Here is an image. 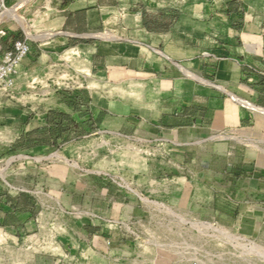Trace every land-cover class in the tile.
I'll return each mask as SVG.
<instances>
[{"label": "crops", "instance_id": "obj_1", "mask_svg": "<svg viewBox=\"0 0 264 264\" xmlns=\"http://www.w3.org/2000/svg\"><path fill=\"white\" fill-rule=\"evenodd\" d=\"M50 11L54 19L47 26L52 33L49 44L61 41L80 50L94 75L112 71L114 83L129 79L148 88L144 102L134 107L86 89L57 95L54 106L39 105L27 121L24 112L17 111L27 124L16 127L20 149H60L69 163L30 169L23 163L18 173L7 174L15 190L0 189V241L8 242L11 251L6 264H18L23 257L20 243L40 236V217L48 212L76 219L65 223L56 239L61 257L69 258V245L86 246L92 238L95 264L120 261L126 239L118 230L108 231L117 226L106 221L143 213L132 200L104 188L102 171L84 169L103 161L101 154L110 141H123L130 149H158L143 179L138 178L145 193L158 188L151 181L175 178L178 186L168 193L176 208L230 217L246 212L248 199L264 189L259 162L231 154L224 171L194 166L217 165L208 144L219 135H243L256 128V116L243 102L262 105L264 100V0H61ZM21 38L10 33L3 52ZM35 53L33 47L30 58ZM37 65L44 69L39 62L29 71ZM195 150H203L204 156H191ZM186 162L193 166L190 176L185 174ZM189 180L207 189V196L196 197L192 206L185 194ZM46 260L58 264L56 255Z\"/></svg>", "mask_w": 264, "mask_h": 264}, {"label": "rangeland", "instance_id": "obj_2", "mask_svg": "<svg viewBox=\"0 0 264 264\" xmlns=\"http://www.w3.org/2000/svg\"><path fill=\"white\" fill-rule=\"evenodd\" d=\"M60 1L8 0V10L14 13L24 25L13 18L0 24V57L7 43L6 38L10 33L23 38L24 31L29 38L30 36L36 38V40L32 39L36 53L32 58L29 57L24 61L27 65L23 70L21 69V74L16 79L12 89L7 92L0 91V175L5 177V182H7V174L18 173L17 168L23 163H25L24 167L28 169L38 165L42 167L44 165L51 166L53 163L62 162V160L69 163L61 153H58L61 159H56L52 164H48L46 161L41 164L33 160L24 159L25 157L49 158L54 153V150L47 149L30 153L20 149V145L15 143L16 127L18 123H21V126L27 124H24L23 119L17 116V111L24 112V119L27 121L29 120L27 117L30 118L34 109H38L39 105L54 106L57 95L85 91L86 89L111 100L120 99L125 106L133 104L134 107V105L141 104L145 100V90L148 86L144 83L136 85L134 81L129 79H125L121 84L114 83V80L117 82V78L112 71L102 76L94 75L89 71L88 57L82 55L80 50L73 51L74 47L70 46L66 48V45L62 44L61 41L49 44L51 40L48 39L51 38L50 35L52 33L49 32L47 26L54 19L50 10L55 8V5L59 4ZM38 47H41L42 51ZM75 52L79 53L78 56L74 54ZM41 58L42 60L40 61ZM39 62L44 69L39 70V65H37L35 66L36 70L29 71L30 68ZM248 102L264 110V100L261 101L262 105L257 104L255 101ZM249 110L256 116L257 123H254L256 128L248 133H243V135H219L211 144H208L210 148L212 147L208 152L213 153L212 156L218 161L217 165L194 167L224 171L229 167L227 159L230 160V155L233 154V157H237L242 161L259 162V167L263 169L264 174V113ZM230 137H232V140H230ZM156 153H158V149H154L150 145L149 147L137 145L130 149L128 144H124L123 141H110L104 146V151L101 154L102 157L100 159L103 161L94 168L86 167L84 169L102 171L104 173V188L108 191H113L116 197L119 198L120 196V198L130 202L131 199L124 191L118 188L116 182H124L137 190L143 191L144 187H141L143 184L138 181V178L141 179L147 173L148 160ZM192 154L195 157L202 158L204 151L195 150L191 152V156ZM29 166L31 167L29 168ZM73 166L77 168V165L74 164ZM192 171V164L186 162L185 174L190 176ZM262 180L264 183V176ZM190 181H187L189 190L186 189L185 192L187 200L189 199L188 206L193 205V200L195 201L196 197L205 198L207 196V189L203 188V185L193 186ZM7 184L9 183L7 182ZM10 184L12 185L13 183ZM6 189V191L10 190L8 187ZM156 189L160 190V188ZM156 189L154 190L157 191ZM168 189L173 190V187L170 186ZM261 192L259 197L248 199L249 205L246 212L236 213L232 217L228 214H216L214 216V214L206 212L181 214L182 218L190 222L205 224V228L202 225L199 227V232L197 229L194 231L190 229L188 232L184 230L181 238L183 243H187L184 246H192L193 241L196 243L195 249L198 250L196 258L199 260V264H264V189ZM48 213L50 214V212ZM142 213L137 216L133 214L125 217V220L107 219L109 221L106 222L110 226H117V221L127 226L130 225V227L136 226L143 234L151 235L153 231L144 222V220L146 221L144 219L145 212L142 211ZM49 214H43L44 216L40 217L41 221L44 222V228L36 233L40 234V236L28 239L24 245L20 243L19 247L22 246L20 248L23 249L22 262L24 264H48L46 259L50 255H56L58 264H95L96 250L92 247V238L89 239V243L86 246H82L80 242L75 248L69 245L66 251L68 259L64 258V255L60 256L62 254L56 250V239L58 240L63 235V231H65L63 225L65 223H74L76 219L75 217H68L67 214V216H64V213L61 212L48 216ZM136 219H141L142 223L139 224ZM51 223L57 225L50 227ZM208 223H216L218 231L213 232V230H210ZM106 229L112 233L113 230L114 232L118 230L120 237L126 239L123 244L121 243L124 246L121 248L123 252L121 253L120 261L115 264H170L160 259L157 261L151 260L149 254L155 255L156 250H151L145 244H141V248L135 246L134 237L128 234L129 230L125 226L120 225L119 228L110 227ZM77 232L78 230L73 229V233L77 235ZM157 232L158 235H155L156 239L161 238V240H158L160 242L165 240V237L159 231ZM177 238L179 236L175 239ZM127 242H131V244ZM187 247L186 250L188 249ZM158 252L161 254L162 251ZM138 256H141V259H137ZM13 257L16 258V255H13ZM33 257L36 258V262L33 261ZM38 258H41L40 262H38ZM148 258L150 261H148ZM21 260L18 261V264H22ZM104 264L114 263L105 262Z\"/></svg>", "mask_w": 264, "mask_h": 264}, {"label": "built area", "instance_id": "obj_3", "mask_svg": "<svg viewBox=\"0 0 264 264\" xmlns=\"http://www.w3.org/2000/svg\"><path fill=\"white\" fill-rule=\"evenodd\" d=\"M7 5L8 0H0V16L8 10ZM33 43L34 41L25 33L23 38L12 40L9 48L3 52L0 57V91L7 92L9 89H12L16 79L20 76L21 66L32 54ZM147 147H149V145ZM58 153H61V150L55 149L54 153L49 158L25 157L24 159L33 160L36 163L41 164L45 161L48 164H52L56 159H61L59 158ZM151 183L160 188V190L153 191L152 194L151 192L145 193L137 190L124 182H116V185L121 191H124L128 195V197L135 203V206L145 212L144 219H146V221L144 220V222L150 226L151 231H153L152 234L145 235L140 232L136 226L130 227V225L127 226L118 221L116 222L117 227L119 228L120 225H123L129 230L128 234L134 237L135 246L141 248V244H145L147 247H150L151 250L155 249V255L151 253L149 254L151 260L157 261L160 259L169 262L170 264H199V260L196 258L198 251L195 249L196 243L193 241L192 246L187 247L184 246L187 243H183L181 238L183 237L184 230L188 232L190 229L193 231L197 229L199 232V227L202 225L203 228H205V224L190 222L189 220L182 218L181 214L190 212L186 210L183 211L172 205L168 188H170V186H178L177 179L162 177L151 181ZM6 187L10 189L8 190L10 193L15 190L14 187L7 184L0 175V189H6ZM154 195H161L163 198L159 199L153 197ZM137 221L139 224L142 223L141 219ZM208 225L209 229L213 230V232L218 231L216 223H208ZM54 226L56 225L51 223L50 227ZM157 231L165 237V240L160 242L158 240H161V238L158 237L159 239H156L155 235H158ZM178 236L179 238L175 239ZM7 244L8 242L2 243L0 241V264H6L5 259H8L11 254ZM108 245L110 246L111 242H108ZM186 247L188 248L187 250ZM158 251H162L161 254ZM149 258L148 261H150ZM137 259H141V256H138Z\"/></svg>", "mask_w": 264, "mask_h": 264}, {"label": "bare ground", "instance_id": "obj_4", "mask_svg": "<svg viewBox=\"0 0 264 264\" xmlns=\"http://www.w3.org/2000/svg\"><path fill=\"white\" fill-rule=\"evenodd\" d=\"M16 19L17 21H19V23L20 24H22V25H24L23 24V22L20 20V19H17V17H16V15L14 14V13H12L10 10H7L3 15H1L0 16V24L1 23H3V22H5V21H7V20H9V19ZM29 36H30V34H29ZM51 36V35H50ZM49 36V37H50ZM99 37H102V38H108V35H100ZM30 38L31 39H33V40H36V38H34V37H31L30 36ZM73 51H75V50H73ZM75 55H77L78 56V52H75L74 53ZM243 104L247 107V108H249V109H251V110H254V111H256V112H261V113H264V110L263 109H261V108H258V107H256V106H254L253 104H251V103H249V102H243ZM1 177L4 179L5 177H3V175H1ZM7 183V182H6ZM56 250L59 252V253H61V254H64L63 252H62V250H61V248L57 245V247H56Z\"/></svg>", "mask_w": 264, "mask_h": 264}]
</instances>
